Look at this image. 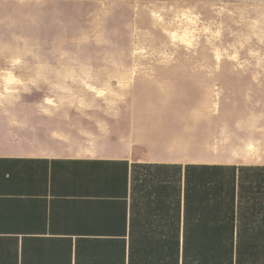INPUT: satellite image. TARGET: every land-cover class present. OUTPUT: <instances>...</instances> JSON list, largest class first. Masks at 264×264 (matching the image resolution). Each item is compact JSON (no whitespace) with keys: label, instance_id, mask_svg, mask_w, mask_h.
Wrapping results in <instances>:
<instances>
[{"label":"rangeland","instance_id":"374dc122","mask_svg":"<svg viewBox=\"0 0 264 264\" xmlns=\"http://www.w3.org/2000/svg\"><path fill=\"white\" fill-rule=\"evenodd\" d=\"M38 104L138 154L264 166V0H0V120Z\"/></svg>","mask_w":264,"mask_h":264},{"label":"crops","instance_id":"0c3cea01","mask_svg":"<svg viewBox=\"0 0 264 264\" xmlns=\"http://www.w3.org/2000/svg\"><path fill=\"white\" fill-rule=\"evenodd\" d=\"M43 106L0 120V264H185V233L230 234L215 264H264V166L138 154ZM232 194L236 207H211ZM152 233L179 234L180 255H147Z\"/></svg>","mask_w":264,"mask_h":264},{"label":"trees","instance_id":"16d2710c","mask_svg":"<svg viewBox=\"0 0 264 264\" xmlns=\"http://www.w3.org/2000/svg\"><path fill=\"white\" fill-rule=\"evenodd\" d=\"M206 168H211L206 166ZM215 168V167H214ZM232 190L236 188L235 184L230 186ZM240 189V188H239ZM241 206L240 202L237 204ZM211 207H236L235 195L232 194L227 203H214ZM140 238L138 234L130 232V241L136 242ZM142 241H147L156 247L142 250L147 255L157 258L178 257L181 253L179 234H144ZM134 250V247H132ZM183 257L185 264L193 261L191 264H215V262H229L233 247L230 240V234H213V233H185L183 245Z\"/></svg>","mask_w":264,"mask_h":264}]
</instances>
